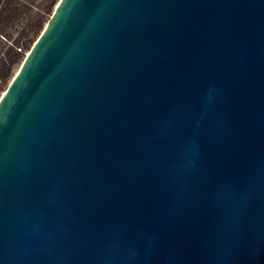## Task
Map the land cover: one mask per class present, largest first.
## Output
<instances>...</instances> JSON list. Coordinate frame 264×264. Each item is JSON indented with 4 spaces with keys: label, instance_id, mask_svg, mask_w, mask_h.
Segmentation results:
<instances>
[{
    "label": "water",
    "instance_id": "obj_1",
    "mask_svg": "<svg viewBox=\"0 0 264 264\" xmlns=\"http://www.w3.org/2000/svg\"><path fill=\"white\" fill-rule=\"evenodd\" d=\"M0 264H264V0H58L0 97Z\"/></svg>",
    "mask_w": 264,
    "mask_h": 264
},
{
    "label": "rangeland",
    "instance_id": "obj_2",
    "mask_svg": "<svg viewBox=\"0 0 264 264\" xmlns=\"http://www.w3.org/2000/svg\"><path fill=\"white\" fill-rule=\"evenodd\" d=\"M58 0H0V75L14 73L51 17Z\"/></svg>",
    "mask_w": 264,
    "mask_h": 264
},
{
    "label": "built area",
    "instance_id": "obj_3",
    "mask_svg": "<svg viewBox=\"0 0 264 264\" xmlns=\"http://www.w3.org/2000/svg\"><path fill=\"white\" fill-rule=\"evenodd\" d=\"M7 84H5V81L3 79V77L0 75V97L2 96V94L4 93V91L7 88Z\"/></svg>",
    "mask_w": 264,
    "mask_h": 264
},
{
    "label": "bare ground",
    "instance_id": "obj_4",
    "mask_svg": "<svg viewBox=\"0 0 264 264\" xmlns=\"http://www.w3.org/2000/svg\"><path fill=\"white\" fill-rule=\"evenodd\" d=\"M55 6H56V5H55ZM54 8H55V7H54ZM15 73H16V72H15ZM15 73H14V74H15Z\"/></svg>",
    "mask_w": 264,
    "mask_h": 264
}]
</instances>
